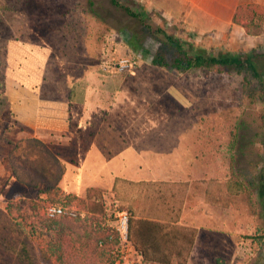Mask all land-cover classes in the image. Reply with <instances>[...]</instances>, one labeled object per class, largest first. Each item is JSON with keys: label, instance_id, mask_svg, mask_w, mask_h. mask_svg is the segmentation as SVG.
Masks as SVG:
<instances>
[{"label": "rangeland", "instance_id": "obj_1", "mask_svg": "<svg viewBox=\"0 0 264 264\" xmlns=\"http://www.w3.org/2000/svg\"><path fill=\"white\" fill-rule=\"evenodd\" d=\"M118 1L141 20L110 0H0V264H48L4 209L9 200L39 195L40 186L14 176V168L23 173L22 165L37 168L63 191L75 194L92 186L111 190L115 177L125 179L119 187L137 196L139 207L194 230L186 264H264V238H249L260 224L254 207L245 197L229 195L224 188L229 176V131L241 111L254 109L241 96L242 76L231 71H180L153 65L148 59L156 53L171 56L175 51L156 28L180 39L192 52L199 48L212 53L264 52V17L259 35H245L236 28L233 38L230 31L217 38L213 32L196 34L180 23H170L146 11L141 0ZM40 2L37 23L84 25L91 36L99 35V55L112 42L115 55L132 52L140 58L138 67L124 74L102 73L101 57L96 64V72L104 77L105 93H111L100 118L106 121L108 109L114 106L110 119L116 115L124 141L115 146L119 153L109 148L102 152L106 161L100 156L104 155L102 145H76L73 134L24 128L10 110L6 80L18 64L8 61L7 44L28 36L19 31V25L35 20ZM134 37L146 53L129 45ZM54 44L61 47L59 42ZM66 46L63 49L70 54ZM128 137L132 144L126 142ZM94 155L98 158L93 159ZM104 164L105 172L99 168ZM121 213L116 214V222L123 233ZM120 254L116 264H142L125 238Z\"/></svg>", "mask_w": 264, "mask_h": 264}, {"label": "trees", "instance_id": "obj_2", "mask_svg": "<svg viewBox=\"0 0 264 264\" xmlns=\"http://www.w3.org/2000/svg\"><path fill=\"white\" fill-rule=\"evenodd\" d=\"M110 1L141 20L129 6L118 0ZM263 17V4L240 3L232 22L243 27L247 35H259ZM156 30L163 33L175 51L171 56L154 54L151 64L180 71H231L242 76L241 96L254 109L248 113L241 111L229 131V176L224 188L229 195L245 197L254 207L260 224L249 238H264V52L250 49L212 53L200 48L192 52L180 39L160 28ZM129 44L135 49L142 46L135 37ZM258 104L261 106L255 108ZM20 168L23 173L18 167L13 170L16 179L40 186L39 195L9 200L4 209L48 264H116L121 261L123 236L116 222V214L120 212L127 217L125 241L140 255L142 264L187 263L194 230L180 225L177 219L171 220L167 215L156 217L147 208L139 207L137 196L119 187L125 179L115 177L111 190L92 186L83 194H75L63 191L35 167L22 165ZM50 207L61 208V213L50 215Z\"/></svg>", "mask_w": 264, "mask_h": 264}, {"label": "crops", "instance_id": "obj_3", "mask_svg": "<svg viewBox=\"0 0 264 264\" xmlns=\"http://www.w3.org/2000/svg\"><path fill=\"white\" fill-rule=\"evenodd\" d=\"M141 1L144 2L146 11L155 13L170 23H180L182 28L196 34L213 32L217 38L223 37L227 31H230L233 38L234 32H238L236 28H241L247 35L243 27L232 22L238 4L258 2L264 5V0ZM41 7L40 2L39 8L34 12V21L28 20L19 25V31L28 33V36L12 39L7 44L8 61L13 66L16 62L18 64L17 71L12 67V74L6 80L7 98L14 118L24 128L73 134L72 143L76 145H102L101 154L108 148L113 154L119 153L115 146L124 141L123 132L118 129L120 125L115 122L116 115L110 119L115 107L108 109L106 121L99 115L106 108V96L111 94L105 93L104 77L96 72V64L101 57L99 35L91 36L81 24H39L36 18ZM29 10L26 9L28 14ZM55 41L61 43V47H56ZM138 43H141L140 39ZM65 45L71 50L70 54L65 53ZM141 45L136 50L142 49L143 44ZM143 49L146 53L145 48ZM96 114L99 115L98 120L95 118ZM126 142L133 143L129 137ZM91 155L92 153L89 154L92 159ZM100 156L107 160L105 154ZM97 158L98 155H94L93 159ZM114 158L118 159L117 156ZM106 167L107 164L99 166L103 172ZM108 173L111 174L112 171L109 170Z\"/></svg>", "mask_w": 264, "mask_h": 264}, {"label": "built area", "instance_id": "obj_4", "mask_svg": "<svg viewBox=\"0 0 264 264\" xmlns=\"http://www.w3.org/2000/svg\"><path fill=\"white\" fill-rule=\"evenodd\" d=\"M108 43L109 45H107L102 49L101 58L99 62V68L102 70V73L124 74V73H130L135 68L138 67V65L140 64V58L138 55L132 52L122 54L120 56L115 55L114 52L111 51L114 44H112V42H107V44ZM58 213H61V208L59 207L49 208L50 215H54ZM121 214L122 215H120V222H121V227L124 230L122 236L123 238H125L127 217L125 213H121Z\"/></svg>", "mask_w": 264, "mask_h": 264}]
</instances>
